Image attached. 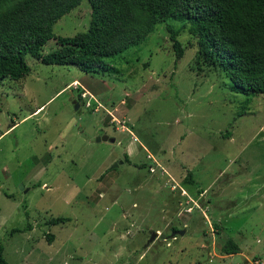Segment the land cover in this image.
Returning <instances> with one entry per match:
<instances>
[{"label":"rangeland","instance_id":"obj_1","mask_svg":"<svg viewBox=\"0 0 264 264\" xmlns=\"http://www.w3.org/2000/svg\"><path fill=\"white\" fill-rule=\"evenodd\" d=\"M89 12L81 0L52 34L84 32ZM165 24L179 30L178 60ZM195 55L167 21L109 60L111 72L25 56L27 75L0 81L7 264H264V93L232 91ZM150 232L164 239L147 243ZM228 238L239 254L221 255Z\"/></svg>","mask_w":264,"mask_h":264},{"label":"trees","instance_id":"obj_2","mask_svg":"<svg viewBox=\"0 0 264 264\" xmlns=\"http://www.w3.org/2000/svg\"><path fill=\"white\" fill-rule=\"evenodd\" d=\"M80 1L0 0V81L25 77V56L45 65H74L88 74L111 72L109 60L144 41L156 24L177 21L195 40L197 70L222 74L230 89L242 95L264 93V0H86L87 29L55 37L52 26ZM164 28L178 60L183 53L179 30ZM49 40L56 47L43 54ZM184 182L193 184L189 173ZM64 222L55 218L48 223ZM1 252L0 247V264H7ZM219 252L231 256L240 249L228 238Z\"/></svg>","mask_w":264,"mask_h":264},{"label":"water","instance_id":"obj_3","mask_svg":"<svg viewBox=\"0 0 264 264\" xmlns=\"http://www.w3.org/2000/svg\"><path fill=\"white\" fill-rule=\"evenodd\" d=\"M76 107L77 105L76 104H73V108L76 110ZM99 140H102V141H109V142H113V138H108L106 135H99L97 138H96V141H99ZM118 164H121L122 161H118L117 162ZM117 163H114L112 164V166H110L109 169H114L116 166H117ZM175 233H179V232H175ZM175 233H172L170 235V237H172ZM155 238H158V239H164L163 235H158L156 232H150L149 233V238H148V241L147 243H150L152 242Z\"/></svg>","mask_w":264,"mask_h":264},{"label":"crops","instance_id":"obj_4","mask_svg":"<svg viewBox=\"0 0 264 264\" xmlns=\"http://www.w3.org/2000/svg\"><path fill=\"white\" fill-rule=\"evenodd\" d=\"M73 83H76L75 81H73Z\"/></svg>","mask_w":264,"mask_h":264}]
</instances>
